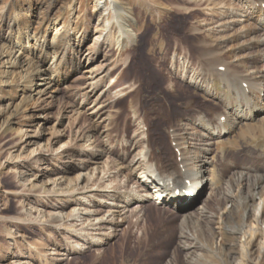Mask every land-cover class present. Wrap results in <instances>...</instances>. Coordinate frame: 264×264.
I'll return each instance as SVG.
<instances>
[{"label":"bare ground","instance_id":"6f19581e","mask_svg":"<svg viewBox=\"0 0 264 264\" xmlns=\"http://www.w3.org/2000/svg\"><path fill=\"white\" fill-rule=\"evenodd\" d=\"M185 3H187L186 6ZM185 3L177 0L167 9L173 12L177 19L193 17L197 12L209 15V18L205 20L192 22L189 27L190 37H202L198 43L199 51L195 61L190 59L188 52L186 53L184 49L178 50L174 47L169 56L170 64L165 66L164 61L168 58V54L166 50L161 49L160 38L167 30V26L162 23V20L154 24L150 21L154 27V34L158 35V37L155 35V41H152L147 49L148 57H143L142 67H150V74L144 76V73L138 69L137 75H140L142 80L145 79L153 88L161 91V94L156 96L157 105L154 106V116L134 107V100L140 92V89L135 86L137 82L117 86L123 78L134 72L135 60L126 66L127 63L125 65L122 61L120 63V56L114 53L112 48L104 52L101 36L94 38L97 46L92 51L93 54L87 52L84 58L80 59L86 60L89 67L92 65L90 62L96 57L101 58L102 70L91 71L86 78L85 87L83 86L88 89L86 92H89L90 98L96 97L92 100V104L88 105L89 107H86L83 101L80 109L81 112L82 110L84 113L87 112L103 129L96 139H89L90 143L85 144L79 159L67 160L62 164L59 169L60 176L46 179V183L51 185L48 195L58 203L52 205L48 199L32 207L37 212V216L44 218L48 229L59 232L60 238L64 239L63 242L55 239L54 247L49 248L46 254L58 264L75 259L76 255L87 252H94L95 263L108 264L106 254L107 247L111 243L115 246L121 238H133L138 244L147 241L155 234L151 221L155 219L161 222L167 217L180 219L182 223L179 235L180 246L188 254L195 253L202 245H198L200 243L194 245V240L190 244L186 243L192 238L187 227L188 223L196 219L199 222V218L208 215L206 200L211 195L218 190L232 194L233 184L240 186L244 181L247 172H235L229 169V172H232L231 175L226 177L223 175L222 172L225 171L221 170V165L233 161L229 159L226 163L224 151L221 150L219 153L218 150L219 144L230 139L238 145L240 134L237 137L235 135L240 126L254 122L261 115L264 116V0H185ZM99 9L103 12L109 10L105 12V15L112 13V17L118 19L117 22L120 23V31L123 34L127 30L134 33L132 45L124 49L126 57L142 49L141 43L150 29L147 27L144 32L138 30L140 24L145 21L140 11L137 14H130L124 2L119 0H103V4H99ZM159 10L155 11L157 15ZM103 12L99 13V19L104 15ZM75 13L73 10V15ZM122 15L124 19L121 22L119 16L122 17ZM73 18L66 26V33L70 44L73 43L80 49L88 33L76 25V22L73 25ZM149 19L152 20V17L150 16ZM109 20L108 17L107 22ZM165 20L166 18L163 22ZM53 25L56 27L57 21ZM9 27L14 31L15 24H9ZM60 29L56 28L52 40H44L51 56L46 55L42 63L33 68L34 78L29 96H37L39 101L44 100V97L51 92V88L54 89L57 85L55 77L57 70L54 69L58 65ZM14 36L12 34L7 36V42L9 41L15 47L7 60L13 64H19L25 57L22 52L31 47L30 40L33 38L32 35L27 34L24 36L26 40L24 43L15 41ZM207 36L218 41V46L224 47V51L238 46L237 50L228 51V55L233 56L230 59L232 61L224 59L221 55L223 51H219L217 47H210L206 42ZM147 61L150 65L152 63L154 65L152 67L147 65ZM84 71L90 72L88 69ZM111 77L112 80L115 79L114 83L108 84L107 88L98 89L101 80ZM187 87L194 90V92L190 91L193 94H185L189 91ZM54 91L58 92L57 89ZM113 92L117 98L115 97V101L110 103L104 98ZM186 95L199 96L202 103L212 104L214 109L208 112L201 108H193L192 100L184 106H179L177 101L186 98ZM226 95L231 99H227ZM124 98H129L131 102L129 123L134 126V129L129 133L120 131L118 140L111 136V132L115 131L116 119L122 112V107L116 103H120ZM167 116L175 117L170 121L166 131L168 146H166L167 140L160 142L157 139V133L162 132L155 130L157 120H165ZM101 133L104 134L103 137ZM86 136L92 137L90 134L81 133L79 140H85ZM35 138L36 135L31 137L29 135L25 141L29 140L27 144H33L36 142ZM239 138L242 139V137ZM164 147L168 156L163 150ZM62 148L66 151L65 154L69 155L66 142H62ZM40 150H42L40 147L32 148L28 160L25 161L28 170L33 163L45 160V156L41 155L46 149ZM72 164L78 168L73 178L67 176L71 171L69 166ZM38 172L40 176L46 177L51 171L42 165ZM250 179L251 177L246 178L247 182L244 184L258 191L252 195V198L259 194L258 207L253 210L257 223L255 225L258 226L255 235L263 237L264 178ZM195 189L199 190L196 200H188L185 194L188 190ZM177 190H180L179 195L176 194ZM254 206L251 208L254 209ZM217 232L220 236L223 234L220 227ZM62 234L67 237L64 238ZM198 240L195 241L198 242ZM80 244L85 248H81ZM190 261V264H206L198 259Z\"/></svg>","mask_w":264,"mask_h":264},{"label":"rangeland","instance_id":"374dc122","mask_svg":"<svg viewBox=\"0 0 264 264\" xmlns=\"http://www.w3.org/2000/svg\"><path fill=\"white\" fill-rule=\"evenodd\" d=\"M119 1L124 2L130 14H137L139 11L142 13L145 21L138 27L140 32H144L147 27L150 29L141 43L142 49L131 55L132 57H126L124 49L132 45L135 37L134 33L127 30L123 34L120 31L118 19L112 17V13L105 15V12L107 13L109 10L103 12V10L99 9V4H103V0H0V264L57 263L46 255L47 250L54 247L53 241L55 239L62 242L64 239L60 238L61 236L59 235L61 234L59 232L48 229L44 218L37 216V212L32 207H36L44 203V201H48V199L52 202V205L58 203L57 200L48 195L51 185L46 183V179L50 180L60 176L59 169L62 164L67 160L79 159L85 144L90 143L89 139H96L99 132L103 129V127L98 125V122L94 120L95 123L92 120L87 112L84 113V110L81 112L80 109L83 101V104L89 107L92 104V100L96 97L90 98L89 92H86L88 89L83 88L87 82V76L91 74V71L100 72L102 70L100 65L101 58L99 57L90 62L92 65L89 67H87L86 60H80L81 57L84 58L87 52H90L91 55L93 54L92 51L97 46L94 38L101 36L104 52L112 48L114 53L120 56L121 60L119 61L120 63L122 61L123 65L127 63V66L132 61H136L134 63V72L123 78L117 86L137 82L135 86L140 89V92H138L139 94L134 100V107L145 111L150 116L155 115L156 96L161 94V91L153 88L152 85L146 82L145 79L142 80L139 77L140 75L137 74L138 69L144 73V76L145 74L147 76L150 74V67H142V62L144 61L143 57H148L147 49L150 47L151 42L155 41V35L158 37L153 32V24L162 20V23L167 26V30L164 31L162 38H160V47L162 50H166L168 54V58L164 61L165 66L170 64L169 56L174 47L178 50L184 49L186 53L188 52L192 61H195L198 56V43L202 37H190L188 35L189 27L194 21L209 18L208 14L197 12L193 17L177 19L174 13L167 9L171 7L170 4L172 2L177 0ZM182 2L185 3V0H182ZM154 5H156V8H154ZM186 5L187 3H185ZM159 7H165L166 9ZM156 9H160L158 15L155 13ZM73 10L76 12L75 15H73ZM100 11L103 12L104 17L102 16L99 19ZM150 16L152 20L149 19ZM108 17L110 22H107ZM72 18L73 25L76 22V25L88 33L80 49L75 47L73 43L70 44L66 33V26ZM119 18L122 22L124 15L122 17L119 16ZM165 18L166 20L163 22ZM55 21H57L56 27L53 25ZM9 24H15V29H17L12 31ZM61 26L62 28L60 29ZM56 28L60 29L58 65L54 69L57 70L55 73L57 85L54 89L51 88V92L44 97V100L39 101L37 96H29L31 83L34 78L33 68L41 64L46 55L51 56L44 40H52ZM10 34L15 35V41L18 40L24 43H26L24 36L27 34L32 35L31 37L33 38L30 40L31 47L24 49L22 52L25 57L19 64H13L7 60L10 52L15 49L13 44L9 41L7 42V36H10ZM207 38L206 42L209 43L210 47H217L219 51H223L221 55L224 59L232 61L230 59L233 56L228 55V51L237 50L238 46L224 51V47L218 46V41H215L211 36H207ZM147 63V65H150L149 61ZM152 65L154 63L150 66L152 67ZM86 69L90 70V72H85L84 70ZM108 79L101 80L98 89L107 88L111 83H114L115 79L112 80V77ZM55 89L58 92H55ZM187 89L189 91H186L185 94H193L190 93V91L194 92L192 88L187 87ZM221 90L222 92L224 91L223 88ZM51 94L54 96L50 97L49 95ZM115 95L114 92L110 93L104 99L113 103L117 98ZM186 96V98L177 101L179 106H184L188 101L192 100L193 108H201L208 112L214 109L212 104L202 103L199 96ZM226 98L231 99L228 95H226ZM85 99L88 100L85 101ZM116 105L122 107V112L116 119L115 131L111 132V136L119 140L120 131L132 132L134 126L129 123V117H131V102L129 98H124L123 101L121 100ZM174 118V116H167L165 120H157L155 124V130L162 132L161 134L157 133V139L160 142L161 140H167L166 146L169 144L166 134L167 127ZM248 124L240 126L238 133L235 135L237 137L240 134L238 136V145L231 139L219 144L218 152L224 151L226 163H228L227 160L233 159L232 161L237 165L233 168L230 164L231 162L222 164L221 170L225 171L222 172L223 175L225 177L230 176L232 172H229V169L235 172H247V174L244 176V181L240 186L233 184L232 194H227L224 190H218L211 195L206 200L209 210L208 215L204 216V218H199V222L196 219L188 223L187 227L192 238L187 239L188 242L186 241V243L190 244L193 240L194 245L200 243L198 245L202 246L196 250L197 252L188 254L180 246L179 235L182 230V223L178 217H167L161 222L155 219L151 221L155 234L147 241L138 244L133 238H121L115 246L111 243L107 247L108 264H190L191 259H198V261L206 264H264V246L262 247L264 236L255 235L258 231V226L255 225L257 223L253 211L258 207L259 194L252 198V195H255L258 191L256 192L244 184L247 182L246 178L249 177H251L250 180L264 178V116L261 115L260 118ZM62 133L64 135L60 136ZM81 133L90 134L92 137L86 136L85 140H79ZM29 135L30 137L36 135L35 143L27 144L29 140L26 142L25 139ZM103 135L101 133V137ZM239 137H242V139ZM62 142H66L68 145L69 149L67 151L69 155L65 154L64 148L61 149ZM33 147H40L42 150L46 149L43 154L41 153V156H45V160L33 163L28 170L25 166V161L28 160V155ZM163 150L168 156L166 147ZM41 164L44 167H48L51 171L48 172L46 177L39 175L38 170L40 166L42 167ZM246 166H252L253 172L248 173L249 169L246 168L247 170H245ZM69 167H71V171L67 176L73 178L77 174L78 168L73 164ZM255 204L256 206H254ZM253 206L254 209L251 208ZM244 214L248 215V217H244ZM262 225L264 231V222ZM219 227L223 231L221 236L217 232ZM241 233H243V236ZM62 235L64 238L67 237L65 234ZM195 240H198V242ZM80 247L85 248L82 244H80ZM62 264L98 263L94 262V252H87L82 255L78 254L75 259L67 260Z\"/></svg>","mask_w":264,"mask_h":264}]
</instances>
